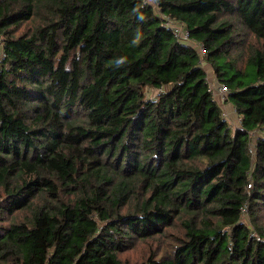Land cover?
<instances>
[{"label": "trees", "instance_id": "1", "mask_svg": "<svg viewBox=\"0 0 264 264\" xmlns=\"http://www.w3.org/2000/svg\"><path fill=\"white\" fill-rule=\"evenodd\" d=\"M0 35V264H264V0H0Z\"/></svg>", "mask_w": 264, "mask_h": 264}, {"label": "rangeland", "instance_id": "2", "mask_svg": "<svg viewBox=\"0 0 264 264\" xmlns=\"http://www.w3.org/2000/svg\"><path fill=\"white\" fill-rule=\"evenodd\" d=\"M27 27L25 26L24 28L22 27L20 32H23ZM0 48H1V35H0ZM204 67L206 69V71L208 72V77L210 81H215V75L213 74V68L211 67L210 64L206 63L204 64ZM149 96H155L157 91L156 90H149L148 91ZM230 106V108H229ZM229 106H227V104L224 106V108H226V110L228 111V113H230L229 121L235 126V125H239L240 121H239V117L237 116V113L234 114L235 112L232 111L231 105L229 104ZM255 135H257L258 133L255 132ZM245 219L248 221L249 224H251V222H249V217L245 216ZM169 248V241L162 239L161 241L159 240H148V241H142L139 242L135 247H133L132 249H130L129 251L123 253L121 255L123 261L125 264H139L142 261H144L149 255L151 250H158L157 253L158 254H162L164 252L165 249Z\"/></svg>", "mask_w": 264, "mask_h": 264}, {"label": "built area", "instance_id": "3", "mask_svg": "<svg viewBox=\"0 0 264 264\" xmlns=\"http://www.w3.org/2000/svg\"><path fill=\"white\" fill-rule=\"evenodd\" d=\"M149 3H154V0H146ZM165 22L166 25L169 27V29L172 30L174 36L182 43L187 44L189 46H191L192 48H194L203 58L204 55L206 54V49L204 48L203 44H201L200 42L194 40L191 35H190V31L189 29L186 27L185 24H183L180 21H175L174 19L165 16ZM0 53H2V51H0ZM205 64V62L203 61V65ZM210 81V80H209ZM210 87L214 92V95L216 96V98L218 99L219 102H221L223 108L224 106L227 104L226 103V99H227V95L229 92V88L223 84L220 83L219 81H217L215 79V81H210ZM224 115L229 117L230 113H228V111L226 110V108H224ZM238 116V115H237ZM240 124H241V119L239 118ZM251 186V184L249 185ZM243 212H247V207L244 206L242 208Z\"/></svg>", "mask_w": 264, "mask_h": 264}, {"label": "clouds", "instance_id": "4", "mask_svg": "<svg viewBox=\"0 0 264 264\" xmlns=\"http://www.w3.org/2000/svg\"><path fill=\"white\" fill-rule=\"evenodd\" d=\"M138 40H139V37H137V39L134 41V43L138 42ZM125 61H126V58L121 57L120 59H118V60L116 61V64H117V65H122V64L125 63Z\"/></svg>", "mask_w": 264, "mask_h": 264}, {"label": "crops", "instance_id": "5", "mask_svg": "<svg viewBox=\"0 0 264 264\" xmlns=\"http://www.w3.org/2000/svg\"><path fill=\"white\" fill-rule=\"evenodd\" d=\"M213 74H214V73H213ZM214 75H215V74H214ZM229 104L231 105V107H233V108H232V111L235 112L234 114H236V111H235V109H234V106H233L231 103H227V106H229ZM229 108H230V106H229Z\"/></svg>", "mask_w": 264, "mask_h": 264}]
</instances>
